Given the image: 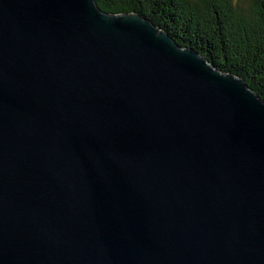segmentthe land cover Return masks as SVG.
<instances>
[{"label":"water","instance_id":"water-1","mask_svg":"<svg viewBox=\"0 0 264 264\" xmlns=\"http://www.w3.org/2000/svg\"><path fill=\"white\" fill-rule=\"evenodd\" d=\"M0 264H264V100L139 14L0 0Z\"/></svg>","mask_w":264,"mask_h":264},{"label":"trees","instance_id":"trees-1","mask_svg":"<svg viewBox=\"0 0 264 264\" xmlns=\"http://www.w3.org/2000/svg\"><path fill=\"white\" fill-rule=\"evenodd\" d=\"M112 15L136 13L181 47L244 79L264 100V0H95Z\"/></svg>","mask_w":264,"mask_h":264}]
</instances>
